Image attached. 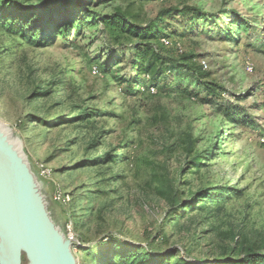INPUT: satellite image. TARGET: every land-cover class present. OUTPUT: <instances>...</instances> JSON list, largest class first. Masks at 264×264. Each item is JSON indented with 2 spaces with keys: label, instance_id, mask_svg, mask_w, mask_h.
<instances>
[{
  "label": "rangeland",
  "instance_id": "obj_1",
  "mask_svg": "<svg viewBox=\"0 0 264 264\" xmlns=\"http://www.w3.org/2000/svg\"><path fill=\"white\" fill-rule=\"evenodd\" d=\"M23 3L50 2L0 0V10ZM184 5L206 15L159 16ZM116 7L139 26L156 23L160 38L140 42L170 46L161 54L198 68L199 79L165 69L141 88L150 75L132 66L139 39L113 40L94 15L64 34L55 25L39 45L0 26V142L67 264H94L113 238L177 248L199 264L264 253V0L91 8ZM200 190L211 197L201 201Z\"/></svg>",
  "mask_w": 264,
  "mask_h": 264
},
{
  "label": "trees",
  "instance_id": "obj_2",
  "mask_svg": "<svg viewBox=\"0 0 264 264\" xmlns=\"http://www.w3.org/2000/svg\"><path fill=\"white\" fill-rule=\"evenodd\" d=\"M94 1L49 0L50 3H44L39 8L24 7V3L21 5L18 4L7 11L6 9L5 11L0 10V26L21 33L24 38L39 45V43L48 39V36L52 33L51 28L55 25L60 29V34H64L70 27L80 29L79 27L84 23V19H87L90 15H94L104 25V29H107L113 40L114 38L121 37V35H125L130 39H139L131 54L132 66L139 69V77H143L146 74L150 75L149 80L142 78L141 88H148L151 84H157L159 79L166 78L165 69L173 72L176 71L177 73L180 70H188L199 79L201 74L197 70L198 68H193L189 64L161 54L160 49H165L170 46L165 45L164 47H159L154 43L147 44L140 42L142 39H147L148 37L160 38L159 34H154V32L150 31L153 27H157L156 23L149 24L145 27L139 26L120 7H116L111 12L96 11L91 8L94 5ZM178 14L184 16L196 14L198 17L206 15L202 9L188 5L182 7L170 6L159 12V16L161 17L164 15ZM24 20L25 23H23ZM166 36L170 37L169 34ZM161 44L164 45L162 42ZM174 49L177 51L175 47ZM105 67L108 68V65H105L103 68L106 69ZM126 81L123 80L122 82ZM168 81L170 85L174 82V80ZM134 83L133 80L130 85L134 86ZM200 99L208 98L201 97ZM201 156L202 154L200 152H197L195 155L194 163L196 165L201 163ZM202 193L205 194L200 199L201 201H206L211 197L209 192L203 190L198 191L195 195ZM100 246V253L97 256H93L92 247L86 248L87 255L94 257V264H199L191 262L182 255H179L177 248L160 252L152 250L147 246L129 244L127 241L117 240L116 238L111 239L107 245L99 244L98 247ZM209 264H264V253L250 250L244 257L216 259Z\"/></svg>",
  "mask_w": 264,
  "mask_h": 264
},
{
  "label": "water",
  "instance_id": "obj_3",
  "mask_svg": "<svg viewBox=\"0 0 264 264\" xmlns=\"http://www.w3.org/2000/svg\"><path fill=\"white\" fill-rule=\"evenodd\" d=\"M65 244L56 240L22 177L0 142V264H67Z\"/></svg>",
  "mask_w": 264,
  "mask_h": 264
},
{
  "label": "built area",
  "instance_id": "obj_4",
  "mask_svg": "<svg viewBox=\"0 0 264 264\" xmlns=\"http://www.w3.org/2000/svg\"><path fill=\"white\" fill-rule=\"evenodd\" d=\"M167 42H170V41H167ZM178 50H180V49H178ZM40 171L45 172V175H47V171L44 168H40ZM54 193H59V190H56ZM71 239H73L72 236H71Z\"/></svg>",
  "mask_w": 264,
  "mask_h": 264
},
{
  "label": "bare ground",
  "instance_id": "obj_5",
  "mask_svg": "<svg viewBox=\"0 0 264 264\" xmlns=\"http://www.w3.org/2000/svg\"><path fill=\"white\" fill-rule=\"evenodd\" d=\"M153 89V88H152Z\"/></svg>",
  "mask_w": 264,
  "mask_h": 264
}]
</instances>
